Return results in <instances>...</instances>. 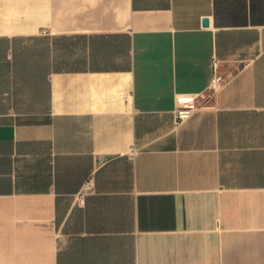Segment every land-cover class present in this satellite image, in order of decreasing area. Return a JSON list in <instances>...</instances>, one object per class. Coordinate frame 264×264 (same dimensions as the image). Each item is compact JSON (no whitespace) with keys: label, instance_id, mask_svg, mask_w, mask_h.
<instances>
[{"label":"crops","instance_id":"obj_1","mask_svg":"<svg viewBox=\"0 0 264 264\" xmlns=\"http://www.w3.org/2000/svg\"><path fill=\"white\" fill-rule=\"evenodd\" d=\"M0 264H264V0H0Z\"/></svg>","mask_w":264,"mask_h":264},{"label":"built area","instance_id":"obj_2","mask_svg":"<svg viewBox=\"0 0 264 264\" xmlns=\"http://www.w3.org/2000/svg\"><path fill=\"white\" fill-rule=\"evenodd\" d=\"M227 77L218 72V62L214 61L213 70L210 76L209 83L205 91L189 96H178L176 98L175 109V123L178 124L186 117L190 116L193 110L204 106V102L213 96L219 88H221L226 82ZM197 98H200L199 102H195ZM134 153L135 150H132ZM87 186H92V181L87 182Z\"/></svg>","mask_w":264,"mask_h":264},{"label":"water","instance_id":"obj_3","mask_svg":"<svg viewBox=\"0 0 264 264\" xmlns=\"http://www.w3.org/2000/svg\"><path fill=\"white\" fill-rule=\"evenodd\" d=\"M207 23H208V20H207V19H204V20H203V25L206 26Z\"/></svg>","mask_w":264,"mask_h":264}]
</instances>
